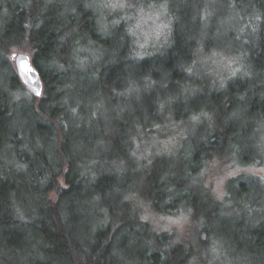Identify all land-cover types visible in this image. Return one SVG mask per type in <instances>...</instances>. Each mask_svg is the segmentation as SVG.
I'll return each mask as SVG.
<instances>
[{
	"label": "trees",
	"instance_id": "1",
	"mask_svg": "<svg viewBox=\"0 0 264 264\" xmlns=\"http://www.w3.org/2000/svg\"><path fill=\"white\" fill-rule=\"evenodd\" d=\"M102 1L0 0V264H264V178L244 171L218 199L200 175L214 157L264 167V0H224L250 34L245 70L222 83L197 64L217 35L209 0H171V40L144 56L132 12L107 22ZM13 49L30 52L41 97ZM178 124L181 142L157 151ZM146 208L190 211L191 238Z\"/></svg>",
	"mask_w": 264,
	"mask_h": 264
},
{
	"label": "rangeland",
	"instance_id": "2",
	"mask_svg": "<svg viewBox=\"0 0 264 264\" xmlns=\"http://www.w3.org/2000/svg\"><path fill=\"white\" fill-rule=\"evenodd\" d=\"M141 0H103L102 18L108 22L110 15L117 11L125 14L131 13L130 18L133 23V34L137 41L138 53L140 56L162 51L171 40V17L169 10L174 8L171 0H152L147 6L140 5ZM224 0H209L210 6L208 28H214L217 35H208L207 43L214 48L200 54L197 62L200 69V76L211 77L212 80H223L243 72L245 66L242 58L235 56L236 49L243 43L240 35L249 36L250 31L247 27L248 18L243 16L246 11H239L229 7ZM134 6L131 8L130 6ZM245 40V39H244ZM13 51H23L13 49ZM30 54L29 51H25ZM31 55V54H30ZM219 79V80H218ZM30 92V91H29ZM134 98L138 99V93L134 92ZM180 124L172 125L167 134L156 142L157 151H164L175 144L180 143L183 138ZM194 127L184 128L183 134L190 135L195 131ZM168 151V150H167ZM251 171L264 178V167L254 169H243L234 165L226 158L214 157L208 160L202 171L201 180L210 188L212 194L218 199H223L226 193L227 182L230 178L242 172ZM144 217L149 220L159 232H167L175 235L176 238L188 240L191 238L193 225L197 224L195 217L188 210H178L174 214L158 212L151 208H146ZM228 254L220 252L216 258L227 259ZM237 261L230 262L235 264Z\"/></svg>",
	"mask_w": 264,
	"mask_h": 264
},
{
	"label": "water",
	"instance_id": "3",
	"mask_svg": "<svg viewBox=\"0 0 264 264\" xmlns=\"http://www.w3.org/2000/svg\"><path fill=\"white\" fill-rule=\"evenodd\" d=\"M9 57L21 82L34 96L41 97L44 93V82L39 70L33 63L31 55L25 51H11Z\"/></svg>",
	"mask_w": 264,
	"mask_h": 264
},
{
	"label": "snow or ice",
	"instance_id": "4",
	"mask_svg": "<svg viewBox=\"0 0 264 264\" xmlns=\"http://www.w3.org/2000/svg\"><path fill=\"white\" fill-rule=\"evenodd\" d=\"M37 95H39V93H37Z\"/></svg>",
	"mask_w": 264,
	"mask_h": 264
}]
</instances>
